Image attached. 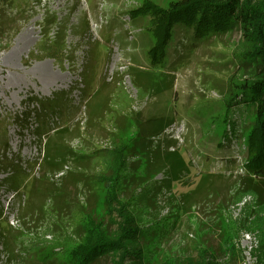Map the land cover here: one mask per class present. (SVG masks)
<instances>
[{
  "label": "rangeland",
  "instance_id": "rangeland-1",
  "mask_svg": "<svg viewBox=\"0 0 264 264\" xmlns=\"http://www.w3.org/2000/svg\"><path fill=\"white\" fill-rule=\"evenodd\" d=\"M175 1H34L16 17L18 32L0 33V264H66L43 252L78 240L89 219L114 235L121 218L108 211L99 178L127 143L120 198L140 230L133 263L264 264V183L245 169L240 136L220 143L243 35L172 42L155 76L152 24L136 10ZM51 15L57 26L44 38ZM57 27L60 62L43 53ZM35 99L51 100L44 130L26 127L39 117L23 126L13 118L38 109ZM232 112L241 132L253 113L241 104Z\"/></svg>",
  "mask_w": 264,
  "mask_h": 264
},
{
  "label": "trees",
  "instance_id": "trees-1",
  "mask_svg": "<svg viewBox=\"0 0 264 264\" xmlns=\"http://www.w3.org/2000/svg\"><path fill=\"white\" fill-rule=\"evenodd\" d=\"M34 1L40 0H24L22 5L19 4L22 0H0V33L7 35L10 32L13 34L18 32L20 29L18 23L20 22H17L16 17L26 10V6H28L27 8L31 7ZM144 4L136 11L138 14L148 16L149 22L152 24V26L149 25V29L153 32L154 42L149 47L148 54L154 61L152 73L155 76L158 74L155 73V68L168 65L166 57L170 43L185 45V38H187L190 46H196L202 40H208L213 36L223 37L234 30L241 31L245 46L239 56V73L242 74L238 80H231L232 87L226 100L227 107L223 114L224 118L222 116L224 129L220 143L227 144L230 139L240 136L244 144L243 165L245 169L255 179L264 183V0H176L165 8L150 2H144ZM31 16L32 14L29 18ZM51 18L52 15L48 19L49 23L46 22L41 26L42 28L49 26L48 31L43 32L44 38L48 37L52 26H57V21H52ZM64 31L57 27V38L55 36L56 39L53 41L52 47L43 51L45 56L59 62L62 57L66 56L62 37ZM4 39L6 41V38ZM3 46L5 45L0 41V50ZM141 75L135 74L133 79L139 94L144 88L141 85ZM53 99L57 101L56 98L51 100ZM51 100L47 101L46 99L42 102L35 99L39 108L25 107L24 110L14 114V120L20 124L21 121L39 117L40 119L35 122V125L30 126V122H26L27 126H25L27 128L35 126V129L40 127L41 130H44L42 119L43 113L47 110L45 102L48 103ZM240 104L245 105L253 113L251 122L245 123L241 132L232 119L233 108ZM37 135L43 136L42 134ZM5 141L0 139V145L2 142L5 144ZM127 148L128 143L121 145L119 151L112 152V155L113 153L117 154L115 155L114 169L108 176L99 178L104 186L105 204L108 211L116 212L121 218L117 223L115 234L110 236L102 232L89 219L78 240L72 241L69 246L60 245L43 252V259L47 262L62 257L66 264H96L101 258L108 257L110 264H135L133 258L141 256V249L137 246L140 230L134 216L129 215L127 210H122L125 202L120 198L121 180L126 169ZM1 150L3 151L2 147H0V157H4ZM6 150L7 148L4 151ZM12 162L18 164L17 160ZM12 173L8 177L11 179V181L8 180L11 185L15 184V177L20 172L16 168ZM136 262V264H142L139 259Z\"/></svg>",
  "mask_w": 264,
  "mask_h": 264
}]
</instances>
